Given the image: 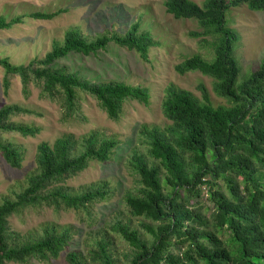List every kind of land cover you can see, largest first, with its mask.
Listing matches in <instances>:
<instances>
[{"label": "trees", "instance_id": "16d2710c", "mask_svg": "<svg viewBox=\"0 0 264 264\" xmlns=\"http://www.w3.org/2000/svg\"><path fill=\"white\" fill-rule=\"evenodd\" d=\"M164 5L176 19L198 23L202 31L190 33L191 37L213 39L209 42L212 59L196 54L178 64L176 71L212 78L214 92L227 104L213 105L203 84L199 86L202 100L172 85L166 89L162 110L171 124L140 127L146 151L135 150L128 162L139 186L124 196L131 215L149 221L141 227L152 240L143 238L128 223L117 222L111 230L132 248L130 264H264V61L256 71L239 79L235 48L240 36L228 27L227 20L231 7L246 5L252 11L264 12V0H204L203 5L192 0H165ZM59 14L36 12L29 17L52 20ZM22 21L21 16L10 21L1 17L0 30ZM111 44L134 51L144 60L158 45L138 23L124 33L91 39L71 28L63 42H55L44 58L27 65H14L0 56L5 87L10 85V76H17L28 97L34 85L40 97L61 104L63 119L76 117L80 99L86 95L117 121L127 102L150 104L148 88L118 81L94 82L59 67L71 54L97 55ZM32 114L19 105L2 107L0 133L37 136L40 127L13 120ZM118 144L114 137L93 132L80 138L64 135L52 144L38 145L36 167L26 176V187L0 205V264H36L32 260L49 262L60 257L73 240L71 226L45 224L39 236L25 241L11 230L10 217L44 206L87 212L95 203L108 200L112 191L107 183L81 191L65 185L91 162H109ZM0 153L11 167H22V146L0 137ZM204 186L209 206H201ZM112 245L105 232L89 251L90 261L78 251L69 252L66 259L69 264H117Z\"/></svg>", "mask_w": 264, "mask_h": 264}, {"label": "rangeland", "instance_id": "374dc122", "mask_svg": "<svg viewBox=\"0 0 264 264\" xmlns=\"http://www.w3.org/2000/svg\"><path fill=\"white\" fill-rule=\"evenodd\" d=\"M203 5L204 0H192ZM232 2L233 0H227ZM165 0H0V18L7 21L21 16L23 21L11 28L0 30V56L8 58L14 65H27L35 59H42L49 53L55 42H63L65 33L78 28L85 36L95 38L105 33H124L138 23L141 31L152 34L157 46L149 51L148 59L115 44L97 55L84 56L71 54L59 63L71 72H78L94 82H125L133 86L149 89L151 100L148 106L136 101L127 102L119 120L115 121L99 107L97 102L82 95L76 117L63 119V109L58 101L40 97V90L31 86V95L23 93L21 80L9 77V87H5V70L0 67V109L8 105H19L32 110L34 114L15 117L18 123L35 125L41 128L35 137H21L18 134L0 133V137L25 151L21 168L11 167L0 153V205L5 199L26 187V176L35 169L37 147L42 142L52 144L64 135L77 138L99 132L119 141L112 159L107 163L91 162L89 167L66 182L65 187L81 191L97 183H107L111 197L95 203L87 212L72 209L56 210L52 207L27 208L10 217L11 230L21 234L22 240L39 236L45 224L71 226L73 240L57 259L49 262L32 260L36 264H69L66 256L78 251L85 255L95 247L102 235L107 232L112 240L113 256L117 264H130L132 248L119 235L113 233L112 226L117 222L128 223L140 232L143 238L152 240L141 227L145 218L133 217L129 212L124 196L136 192L139 186L137 176L128 162L135 150L145 153L139 130L142 125L164 128L171 124L162 110L166 89L175 86L192 92L202 100L200 85L209 92L213 105L227 104V101L214 92V80L199 72L184 75L176 71V66L186 58L199 54L212 59L209 42L211 37H191L192 32L202 29L194 20L176 19L167 12ZM61 11V12H60ZM36 12L56 13L52 20H38L29 17ZM228 27L240 36L236 43L235 55L240 65L239 79L256 71L264 61V12L252 11L246 5L231 7ZM206 40V42H202ZM201 206L207 205L206 186L202 187ZM210 215V212H205ZM103 230V231H102ZM179 251H175L178 253ZM18 264V263H9Z\"/></svg>", "mask_w": 264, "mask_h": 264}]
</instances>
